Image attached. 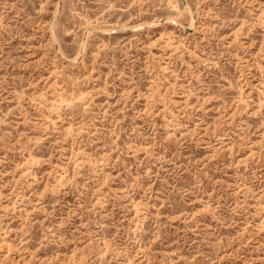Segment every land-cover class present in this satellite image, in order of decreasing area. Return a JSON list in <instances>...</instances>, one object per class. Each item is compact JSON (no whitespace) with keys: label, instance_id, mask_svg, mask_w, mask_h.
I'll return each instance as SVG.
<instances>
[{"label":"rangeland","instance_id":"374dc122","mask_svg":"<svg viewBox=\"0 0 264 264\" xmlns=\"http://www.w3.org/2000/svg\"><path fill=\"white\" fill-rule=\"evenodd\" d=\"M0 264H264V0H0Z\"/></svg>","mask_w":264,"mask_h":264},{"label":"bare ground","instance_id":"6f19581e","mask_svg":"<svg viewBox=\"0 0 264 264\" xmlns=\"http://www.w3.org/2000/svg\"><path fill=\"white\" fill-rule=\"evenodd\" d=\"M192 17V16H191ZM193 19V18H192ZM29 165V164H28Z\"/></svg>","mask_w":264,"mask_h":264}]
</instances>
